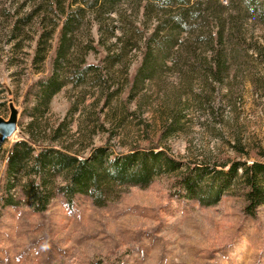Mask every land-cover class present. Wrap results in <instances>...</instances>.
Masks as SVG:
<instances>
[{
  "label": "rangeland",
  "instance_id": "obj_1",
  "mask_svg": "<svg viewBox=\"0 0 264 264\" xmlns=\"http://www.w3.org/2000/svg\"><path fill=\"white\" fill-rule=\"evenodd\" d=\"M229 1L220 0L223 5ZM26 2L0 0V116L9 118L11 103L19 111L17 130L5 139L6 149L24 136L19 121L29 86L51 70L50 60L33 63L37 19L14 27V18L24 17L28 10ZM243 29L247 42L264 51V20L250 19ZM93 37L96 46L97 32ZM56 39L57 33L53 45ZM99 47L98 53L86 56L87 63L103 61L107 49ZM140 61L141 52L128 44L116 65L117 79L121 83L127 79L129 84ZM168 65L139 85L126 111L127 85L100 111L104 95L95 79L87 76L84 84L67 85L55 95L48 116L59 123L69 115L75 141L89 144L94 130L95 146L108 141L118 152L138 140L146 123L151 124L153 137L164 111L174 107L182 113V127L167 143L169 151L183 161L210 152L219 159L234 156L231 143L238 136L251 159H263L258 151L264 153V58L259 60L257 49L236 53L231 75L213 85L197 77L189 81ZM207 95L216 99L212 107ZM115 110L121 116L126 112L122 123L114 120ZM96 112L106 127H115L121 134L109 138V132L98 126ZM60 182L58 178L45 211H37L21 187L16 190L17 204L0 207V264H264V204L255 215L246 214L242 187L224 192L215 204L203 205L178 194L174 175L161 174L149 186L124 188L105 205H96L86 194H77L69 202L57 188Z\"/></svg>",
  "mask_w": 264,
  "mask_h": 264
},
{
  "label": "trees",
  "instance_id": "obj_2",
  "mask_svg": "<svg viewBox=\"0 0 264 264\" xmlns=\"http://www.w3.org/2000/svg\"><path fill=\"white\" fill-rule=\"evenodd\" d=\"M26 3L28 10L24 17L14 18V27L37 19L39 34L33 63L40 65L50 60L51 70L32 82L26 92L25 109L19 121L23 138L6 149L5 139L0 135V165L5 162L0 173V207L17 204L16 190L21 187L32 206L45 211L58 178L62 182L57 188L69 202L77 194H86L96 205H105L124 188L146 187L161 174H169L174 175L181 197L196 198L203 205L215 204L224 192L242 187L245 213L256 214L264 204V153L258 151L263 159H251L239 136L231 143L234 156L219 159V155L210 152L185 162L169 151L167 143L182 127L178 108L168 107L164 111L153 137L151 124L146 123L138 140L118 152L112 151L108 141L95 146L94 130L89 135L91 142L82 145L83 142L73 139L69 115L58 123L48 114L55 95L67 85L84 84L87 76L95 79L100 95H104L100 111L112 95L119 94L122 86L127 85L123 99L126 111L139 85L152 80L169 63L186 74L189 81L197 77L210 85L224 82L231 75L236 53L254 48L259 60L264 58L261 46L248 43L243 29L250 19L264 20V0H230L227 5L220 0H27ZM117 30L120 35H116ZM93 31L99 36L96 46ZM112 38L117 40L113 43ZM133 38L138 39L137 43L131 42ZM128 44L141 52V61L129 84L127 79L125 83L117 79L116 69ZM99 45L107 49L103 61L87 63L86 56L98 53ZM114 47L119 50H112ZM42 71L45 72L44 68ZM206 97L209 106L216 100ZM96 113L98 126L109 132V138L121 134L115 127H106L100 112ZM26 117L30 119L25 123ZM113 117L122 123L126 112L121 116L116 111Z\"/></svg>",
  "mask_w": 264,
  "mask_h": 264
},
{
  "label": "water",
  "instance_id": "obj_3",
  "mask_svg": "<svg viewBox=\"0 0 264 264\" xmlns=\"http://www.w3.org/2000/svg\"><path fill=\"white\" fill-rule=\"evenodd\" d=\"M10 115L8 119L0 116V135L3 139L11 137L18 127V109L11 103Z\"/></svg>",
  "mask_w": 264,
  "mask_h": 264
}]
</instances>
